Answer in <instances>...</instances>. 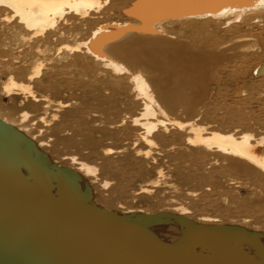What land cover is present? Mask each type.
<instances>
[{"label":"bare ground","instance_id":"bare-ground-1","mask_svg":"<svg viewBox=\"0 0 264 264\" xmlns=\"http://www.w3.org/2000/svg\"><path fill=\"white\" fill-rule=\"evenodd\" d=\"M116 1L0 0V38L8 37L12 40L11 49L9 48L11 59L8 60V56L0 52V74L8 76L0 89L2 95L8 99L22 95L32 108H39L41 102L45 108H49L48 98L36 96L31 86H50L54 82L65 83L68 85L66 87H71L72 80L69 77L72 78V54L82 53L83 58L91 60L101 74L115 77L114 82L107 81L105 89L102 87L106 84L101 87L99 81L80 80L82 99L92 104L94 116L89 122H98L101 127H91L87 122L84 124V118L79 116L81 113L74 112L77 119H72V138L67 139L74 148L87 151L100 162L101 174H107L113 179L121 177L119 166L110 165L118 163L120 155L114 160L109 157L122 153V150H98L94 139L96 133L110 139H116L118 135L120 148H124L120 161L133 166L136 173L145 169V166L158 170L166 165L170 168L169 175L180 180L183 185H192L193 188H224L220 179L225 172L228 174V168L237 175L249 177L264 173V135L238 130H217L208 124L196 123L199 107L213 81V72L222 67L226 69L223 63H228V54L215 50L219 48H216L219 45L217 37L211 39L207 45L198 43L195 38L188 44L171 42L167 38L170 34L167 26L173 25L198 24V29L195 27L197 31L207 32L211 30L210 26H215L216 30L222 27L227 32L231 26L235 30L242 29V25L252 29L257 24L264 27V0H129L126 6L120 8L124 21L97 24L84 41L73 46L60 43L71 36L72 32L79 31L83 25L93 23L91 20L103 11L112 10ZM192 36L196 37V34L193 33ZM253 36L245 33L241 37L251 40ZM214 46L215 49H212ZM80 56L74 55L73 62H81ZM86 64L89 65L90 62ZM86 64L79 63L76 66L85 67ZM81 70L84 75H80L82 78L88 70ZM253 76L264 77V62L255 66ZM18 77L25 79L26 84L17 82ZM104 90L108 92L107 96L97 94ZM236 93L240 94V91ZM178 110L188 117L186 121L181 122L170 117V113ZM29 117L28 113L22 112L19 119L14 120L13 117L11 119L0 113V121L12 126L21 135V139L16 141V148L24 152L28 140L32 143V158L39 161L44 168L51 172L57 168L63 169L59 164L50 165L51 155L44 150V146L49 147L50 144L45 143L44 139L35 142L29 135L30 127L38 122L45 124L38 127L39 134L46 130L42 127L48 128L51 124H47L41 116L30 125ZM56 118V115H52L53 120ZM65 128L66 126H55L47 130L54 137V144L64 140L60 135ZM158 143L161 147L158 157H152L151 148L158 146ZM40 154L43 156L42 160L38 158ZM63 160L76 165L77 170L83 173V176L74 173V182L78 188H83L78 200L93 205L91 200L96 194L94 184L98 180L95 177L97 169L78 161L74 156L64 157ZM221 162L226 165H221ZM20 172L28 181L37 177V172L30 168H22ZM157 174L158 178L163 176L161 170ZM88 176L95 178L88 181ZM47 182L51 193L56 196L55 181L47 176ZM226 183L225 188L228 189V181ZM157 184L158 180L146 183L134 192L135 196H150L153 189L158 187ZM108 189V182L103 180L99 191ZM119 189L126 192V186L121 182ZM41 190L48 195L44 188ZM35 193L38 194L39 191ZM173 210L172 213L166 210L152 213H164L158 224L149 227L164 243H173L183 232L184 227L178 217H184L192 223L196 221L197 225L217 226L216 217L200 216L194 220L188 216L190 212L187 209L175 207ZM133 214L136 215L133 210H128L120 213V216L128 217ZM244 229L248 232L247 224ZM256 234V240L264 249V233ZM204 240L206 238L198 239ZM244 249L253 254L245 244Z\"/></svg>","mask_w":264,"mask_h":264},{"label":"rangeland","instance_id":"rangeland-1","mask_svg":"<svg viewBox=\"0 0 264 264\" xmlns=\"http://www.w3.org/2000/svg\"><path fill=\"white\" fill-rule=\"evenodd\" d=\"M128 3L129 0H117L112 10L103 11L95 19L91 20L93 23L83 25L79 31L72 32L71 36L63 39L60 43L73 46L84 41L89 36L90 31H92V29H94L97 24L124 21V17L120 14V8L126 6ZM257 25L258 26L253 29L242 25V29L240 30H235L231 26L228 27V32L224 28L221 29L222 27L216 30L215 26H210L211 30L209 29L208 32L201 30L197 31L199 27L198 24L167 26V29L169 28L168 30L170 32L167 38L171 42L188 44L195 38L198 43L207 45L211 39H216L217 37L219 40V45L216 48L219 47L220 50H218L219 48L215 49L216 45L212 49H215L216 51H225V54H228V63H223V66L226 69L222 67L219 70L214 71L212 74L213 81L206 93L204 102L199 107L200 113L196 118L197 124H208L210 127L217 130H238L239 132L264 135V77L255 78L253 76V69L255 66L261 62H264V27H261V25L259 26V24ZM256 28H258V30ZM78 32L80 33L78 34ZM244 32L254 36L251 37V40L243 39L241 36L245 35ZM193 33L196 34V37H198H193ZM11 44L12 40L10 38H0V52L4 53V55H7L8 57L6 58L8 60L11 59L10 56L12 55L10 51ZM74 55H81L80 57H82V61H77L74 63ZM83 56L84 54L82 53L72 54V78L69 77V79L72 80V84L70 85L72 88L66 87L68 85L65 83L58 84L54 82L50 86L43 84H33L31 86V89L33 92H35L36 96H44L48 98L47 100L49 101V108H45L43 102L40 103L41 105L39 108H32L23 99L22 95H18L20 98L18 96H12L8 99L2 95L0 90V113L2 115L8 116L11 119L13 117L14 120H18L19 115L22 112H26L30 116V125L32 124V121L37 122L41 116L45 118L47 124H51L48 128L42 127L44 128L43 130H46L42 134H39L37 133L39 132L38 127H40L42 124L38 122L39 125L37 123V125L30 127L31 130L29 134L31 138H34L35 142L37 140L44 139L45 143H49L50 146L54 145L52 148L50 146H44L46 153H48L49 156L51 155V158L48 156L49 161H51H48L50 165L59 164L61 168L83 176V173L77 170L76 165H71L69 161L63 160L64 157L74 156L78 159V161H81L97 169V174H95V177L98 180L94 184L96 187V194L92 198L91 203L97 208L104 209L118 216H120V213L133 210L136 215L133 214V216H128L127 218L130 221L141 218L145 215L158 213L165 210L172 213L174 212L173 209L175 207H182L190 212L188 216L194 218V220L200 216L216 217L218 219V222L216 223L217 226H230L244 229L245 224H247L249 228L247 229L248 233H264L263 172L249 177L237 175L233 172V170L228 168V174L225 172L220 179V182L224 188L216 190L209 187H202V189L195 187L193 188L192 185H183L180 180H177L174 178V176L169 175L170 168L168 169V166L166 165L158 168V170L152 168L149 169L150 167L145 166V169L139 173H136V171H133V166H129L126 163L124 164V162L121 163L120 161V157L123 156L124 153V148H120L121 146L117 141L119 136L117 135L116 139H110L106 135L96 133L94 134V139L98 150H122V153L118 155H111L109 157L110 159L114 160L120 155L118 157L119 162H114L110 165L112 167L119 166V173L121 171L123 172L120 173V176L123 177L113 179L107 174H101L100 162H98L93 156H90L87 151L78 150L77 148H74L71 143H68L67 139L72 138V119H77V117H74V112L77 114L81 113L79 116L81 119L84 118V124L88 123V125L91 127H101V124H98V122H89V120L94 116L92 115V104L82 99V89L81 87L79 88V82H85V80L86 82L99 81L98 83H100L101 87L106 84L104 87H102L105 89L107 88L106 86L108 83H110V80L111 82H114L115 78L114 76H109L105 73L101 74L99 72V68L97 66L95 67L91 60L88 61L87 59L83 58ZM87 62H90V64L87 65ZM79 63L86 64L87 66H76ZM88 67L90 68L91 72L89 71ZM84 68L89 72L87 71L85 77L81 78V74L84 76L83 73H81V69ZM28 70L29 69H27V72ZM111 77L112 79H110ZM6 78L8 79L7 75L5 76V74H0V89L7 80ZM16 81L26 84V80L19 79V77L16 78ZM236 91H240V94H237ZM97 94H100L99 96H102L103 94V96H107L108 92L104 90L103 93L98 92ZM63 104H67L68 106L64 107ZM52 115H56L58 119L56 118L53 120ZM170 117L181 122H184L188 119V117L181 110L170 113ZM55 126H66V128L60 135V137L64 140L58 141L54 144V137H51V134L47 130ZM49 138L50 140L53 139V141H50ZM157 145L158 146L151 148L150 154L152 157H158V152L160 151L161 147L159 143ZM131 148L130 150L134 151V149ZM221 165H226V163L221 162ZM159 170H161L163 173L161 178H158L157 173ZM94 178L93 176H88L86 180L91 181ZM103 180L108 182L109 191H99L100 183H102ZM152 180L153 182L158 180V187L153 189L154 192L150 196L146 198L135 196V191H138L139 188L144 186L146 183L152 182ZM227 181L228 189L225 188ZM120 182L122 185L126 186V192L124 193L119 189ZM82 192L83 188H78V196L82 194ZM245 221H248V223H245ZM194 223L196 225L198 224L196 221H194Z\"/></svg>","mask_w":264,"mask_h":264},{"label":"water","instance_id":"water-1","mask_svg":"<svg viewBox=\"0 0 264 264\" xmlns=\"http://www.w3.org/2000/svg\"><path fill=\"white\" fill-rule=\"evenodd\" d=\"M19 139L0 121V264H264L256 233L178 217L183 232L164 243L149 229L164 213L130 221L78 200L74 173L47 170L32 158L30 141L24 152L16 148ZM25 167L37 172L33 181L21 174ZM47 176L56 183V196Z\"/></svg>","mask_w":264,"mask_h":264}]
</instances>
